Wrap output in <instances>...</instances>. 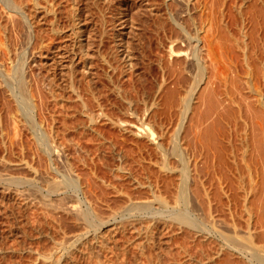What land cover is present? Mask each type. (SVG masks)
Here are the masks:
<instances>
[{
	"label": "bare ground",
	"instance_id": "obj_1",
	"mask_svg": "<svg viewBox=\"0 0 264 264\" xmlns=\"http://www.w3.org/2000/svg\"><path fill=\"white\" fill-rule=\"evenodd\" d=\"M114 1L0 0V135L4 142V146L2 144L1 146L9 154L6 157V152L0 158V165L3 167V171L0 170V194L4 195L3 199H6L5 195H12L11 192L15 193L14 197L21 199V203L23 201L21 206L16 203L19 208L23 205L32 206V208L38 206L33 208L35 211L38 209V212L34 211L35 219L37 220L36 217L37 214H40V210L42 223L45 220V222L62 225L65 224V220L74 217L80 224L83 223L82 225L87 226L88 223L89 225L91 223L97 229L95 234L90 235L86 233L87 227L84 226L85 230L79 231L80 233L78 232L77 235L65 236L66 238L62 240L58 239L59 241L54 240L55 245L52 243V247H54L49 251L35 249L37 251L36 255L34 254V260L37 256L35 262L74 264L76 262V259L73 258L75 252L79 251L82 254L81 250L85 249L83 254L87 258L89 256L91 264L90 261L94 259L93 264H119L120 261L122 264H126L122 262L124 258L122 254L129 251L127 245L129 243H125L127 249L124 248L125 244L124 246L119 245L116 242L119 240L113 238L116 236L115 232H119L115 231L116 228L119 227L118 229L121 231L120 227L126 222V224H131V229L134 231L132 232L136 235L132 234V238L134 236L137 238L135 241L132 238L129 239L134 241L133 243L130 241V244H134L138 250L139 253L136 254L137 257L139 254V257L141 256V258L138 257L139 260L145 254L148 255L145 253L147 246L149 247L148 244L157 241L155 240L158 237L155 234L156 229H164L175 224L179 226V230L186 232L187 239L192 238L190 241L185 239L184 242H188V244L184 243L183 246L181 245L182 248L180 247L182 249L181 256L187 255L188 261L192 262L190 264H264V42L256 44L257 42L253 41L255 38L252 32L250 33L245 27L247 13L242 12L240 6L238 8L241 11H239L240 9L237 11L239 16L243 15L244 27L240 26V32L237 35L230 33L229 30V36H226L228 35L227 28L224 25L226 30L223 29L224 35L221 34L223 37L220 36V33L217 34L219 31L217 25L222 22L218 16L216 19L221 22L217 25L218 21L214 19L217 21L215 23L212 19L213 28H217V33L214 32L215 29L213 31L212 27L208 28L212 22L210 20H208L210 23L205 27V31L203 28L197 30L199 27H195L196 30L190 33L185 29L186 24L183 25L185 18H182V22H184L182 23L180 13L181 17L183 12L192 18L194 15H191V12L197 7V2L199 6L200 0L193 2L192 0H179L181 9L170 11L171 19L168 18L178 29L182 30L181 35L170 41L168 47V53L174 58H178L176 59L177 63L175 62V65H171L167 69L173 78L170 80L173 81L175 89L177 88V91L173 90L174 92L168 93L165 103L168 111L175 116L173 124L169 129H166L163 124L159 126L158 130L155 128L157 115L152 110H156L159 102L153 98V101L150 99L151 104H147V108L144 110L145 114H141L148 116L147 113L152 111L151 116L146 118L148 120L141 119L137 125L136 123L135 125L131 124V128H127L128 132L133 133L136 138H142L141 142H143V138L147 139L152 144L150 148L154 146V149L158 151L157 154H160L159 159L156 158L157 163L154 161L158 166V168L155 166L158 172H153L155 171L152 168L153 162L152 165H149L150 167L148 166L153 170L152 173L151 170H147L148 167L144 169V166H142L144 172L141 169V174H137L139 172L137 169L135 172L137 176L143 175V177L139 178L138 176L134 179L136 188H140V190L146 188L147 191H150L148 192L151 193V197H144V199L142 197V200L135 199L128 190L115 189L116 193L124 197L126 204L106 217L97 211L99 204L95 207V203L105 201L102 200V196L105 194L101 196V193H104L102 184L98 185L100 183L95 182L94 177L91 179L90 176L75 171L68 160L67 143L58 140L59 130L57 131L54 124L55 121L57 122L56 119L54 121L56 116L52 112L49 113H52L54 117L53 115L46 116L48 111L45 109L48 108L49 104L47 103H50L51 100V103L55 102L52 105L58 106L59 110L65 109L68 102L66 98L71 101V98L77 100V96L80 97V88L78 89L80 86L76 84L79 77L77 73L81 72L79 74L89 80L86 87L88 92L90 91L88 87L93 86L90 85V80L96 74V70L93 71L94 66H97L94 61L99 60V63L105 62V64L111 62L112 59L107 55L108 53H103L102 45L96 44L98 43L97 39L96 43L95 40L90 43L89 40L92 38L90 35L95 32H91L92 29L89 28L91 32L89 34L90 32H87L85 28L88 20L91 22L87 18L90 17L91 11L85 12L84 10L85 16L82 11L84 7H89L88 10L92 8L93 11V7L112 4ZM140 1L145 5L147 11L156 13L153 2ZM174 1L176 0H165V3L168 6L170 2ZM259 2L264 7V0H259ZM63 3H67L66 10H64ZM117 3L115 4L116 9L121 11L120 17L116 20L119 26L117 35L115 34L116 38L118 37L115 46L118 47L120 54L117 57L122 59L121 62L125 63L127 68L133 70L135 62L130 49L129 38L132 35L130 36L129 32H132L134 27L136 29L134 26L136 23L134 22L132 25L135 20H132L133 17L130 16L133 15L132 13L127 14L131 8H127L125 0H119ZM170 4L169 8L173 3ZM177 4H179L178 0ZM193 4H196L195 7L193 6L194 9H192ZM208 4L211 3L208 2ZM176 5L175 8H177ZM211 5L209 6L211 7ZM99 7L96 8L97 11L94 9L95 14L96 12L101 14L102 8L100 11ZM138 7L139 5H137ZM146 8L144 9L146 10ZM138 10L140 11L139 8ZM104 11L103 13H105ZM108 11L113 12L110 9ZM218 11L220 12V10ZM94 12L91 13V20H93ZM258 13H260L258 16L264 14V12ZM218 14L221 16V12ZM187 15H183V17L190 18ZM62 16L69 19V23L65 24V27L61 24V20H65ZM105 17L104 19L97 18L104 21ZM254 20L255 18L252 17V24H255L256 20ZM103 21L100 22L101 26L105 22ZM202 21L206 22L207 20L202 19ZM221 24L220 29L222 30L224 26L221 27ZM221 37L224 43L221 41ZM224 37L226 41H224ZM101 41L99 40V43ZM93 42L97 45L96 47L92 44ZM114 57L116 60L117 57ZM8 62L14 64V70L10 69L13 72L9 70L12 65L9 66ZM170 74L169 76H171ZM162 87L161 85L158 88L161 90ZM90 92H92V88ZM90 92L88 93L91 94ZM69 93L76 95L75 98L71 94L72 97L65 95ZM91 95H94L93 92ZM79 102L85 109L83 112H85L90 125L95 124L96 116L87 110L88 100H79ZM129 107H133L130 106V102ZM117 124L119 128L125 130L129 123L126 124V127L123 123L122 125L121 123ZM24 131H28L32 136L30 143L24 142ZM156 131L158 132L156 133ZM16 147L21 149L19 150L23 156L18 157L19 159L14 163L13 159L11 160V155L13 157L15 154ZM74 148L80 150V146L77 144H74ZM26 153H29L30 157L27 156L28 154L25 155ZM154 153L156 156V151ZM120 155L121 158L123 155ZM60 159L64 161L60 163ZM140 163L141 165L146 164L140 161L138 162L139 167H141ZM57 164H61V167ZM127 164L129 165V163ZM123 167L125 168V165L120 170ZM20 168L27 171L28 177L13 175L12 171H9L12 169L21 170ZM132 170L134 171L131 169L130 173ZM148 171L152 176L155 173L160 182L163 181L164 175L165 177L167 175V178L171 177L167 179L168 182L166 178L164 179L166 184L164 182L161 184L155 177L152 179V176L147 174ZM159 171L164 175L161 173L159 176ZM132 173L134 174V172ZM131 178H134V175L130 177V180L134 182ZM160 178L162 179L160 180ZM42 182H48L50 185L44 187ZM159 184L165 185L162 186L164 188H161ZM99 189L102 192H99ZM10 197L9 200H14ZM75 199H79L80 204H77L79 201L74 202ZM13 203L15 204V201ZM39 220L37 222L41 223ZM118 222L123 224L119 226ZM104 226L109 227L106 228L107 230L112 229L108 230L112 232V236L100 232L99 229ZM139 238H143V241H139ZM125 239L129 240L128 237ZM28 247L23 248L26 251ZM11 249L0 248V255L13 251V248ZM21 251H24L22 247ZM190 251L194 254H190ZM195 253L197 255L199 253V257ZM110 254L115 260L108 258L111 257ZM82 255L81 258L84 256ZM103 255H106L104 260L101 259ZM86 257L84 258L86 259ZM144 257L148 261L147 264H178L177 262H179L175 259L165 261L162 258L147 259L149 255ZM78 259L80 258H77V262ZM87 260L83 259L85 263ZM146 260L143 258V262ZM81 261L76 263L79 264ZM138 261L134 264H138ZM84 262L83 264H85Z\"/></svg>",
	"mask_w": 264,
	"mask_h": 264
},
{
	"label": "rangeland",
	"instance_id": "obj_2",
	"mask_svg": "<svg viewBox=\"0 0 264 264\" xmlns=\"http://www.w3.org/2000/svg\"><path fill=\"white\" fill-rule=\"evenodd\" d=\"M116 3L119 0H115ZM114 1V2H115ZM133 1V2H132ZM148 2L151 1L153 2V6L155 8L156 12L155 14L152 12H150L149 10L147 11V8L145 7L144 4L141 3L140 0H125L126 4H127V8L130 9V11L128 10L129 13H127L128 15H130V13H132L133 15H130L132 18V20L134 19L135 21H133L132 25H134V22L136 23L134 26H136V29L134 27V30L132 32H129L130 34V49L131 52L133 53L134 56V68L135 69H129L126 67L125 63L123 64L122 59L117 56H120L119 54V50L118 47H116L115 43H116V33H117V28H118V18L120 17V12L117 8V6L115 5L116 3L112 2V4L108 3V4H104L103 6L107 5H112L109 7H106L105 11L104 8L101 4V6L99 7V10L102 8V11L100 12L101 14H98L99 12H94V9L97 11L98 7H93V11L92 8L88 10V8H83L82 13L84 12H90L94 15H92V19L91 20V13L90 17H87L88 19H90L91 22H89L86 25V30L87 32H90V29H92L91 32H95L93 35H90L91 41L95 40L96 43V39L97 45H102V51L103 53H108L107 55H109L111 57V62L109 61V64L105 62H98L99 60H95L94 64L97 65L96 67L94 66V70L96 72V74H94L92 76V81L90 80V85L92 87H88L91 91L92 88V92L95 95H91L92 92H90L91 94H89L86 91V87L88 86L87 81H89L88 79H85L81 76V72L77 73L78 74V80L76 81V84L80 87H78L79 91V95L80 97L77 96V100H74L73 98H71L72 100L70 101V99L68 100L66 98V101H68L66 103V107L65 109L59 110V107L56 105H52L55 104L54 103H47L49 105L47 109H45V111H48L47 115H55L56 117H54V121L55 119L57 120V122L55 121L54 124L56 125V129L57 131L59 130V134H58V140L61 142H65L67 143V147L68 148V152L67 154L69 155L68 160L70 161V163L72 164V166L75 168V171L77 173H82V174H86L88 176H90L91 179H93L92 177H94V181L96 179L95 182H99L101 185L102 184V190L104 191V193L99 189V192L101 191V196L102 200L104 199V202L99 201L98 203H95V207L98 206L99 214H103L105 215L104 217H106L107 215L111 214V212H115L116 210H118L120 207L124 206L126 204V201L124 199V197H122L120 194L116 193L117 189H124V190H128L129 192H131L134 196L135 199H141L143 197H151V193H149L147 191L146 188H142L140 190V188H136V181L134 180L137 176V174H141L140 169L142 170V166H144V169L147 168L149 165H152V168L155 169V171H153L152 169H150L149 167L147 168V170H151L150 172H158L157 168L158 166H156L155 162L156 158L159 159V155L157 154L158 151L156 149H154V146L152 145L147 139L143 138V142H141L142 138L139 139L136 138V136H134V134L128 132L129 129L127 128H131L130 125L136 123V125L139 123V121H141V119H144L145 121L148 120L146 118H148V116H151L150 114H152L153 112H155V114L157 115V120H156V129H159V126L161 124H163L166 129H169L170 126L173 124V120L175 118L174 114L170 111H168V107L165 105L166 103V97L168 95V93L170 92H174L173 90L177 91L175 89V85L173 84V78L172 75L170 74V71H168V67L170 68L171 65H175L177 63L176 59L178 58H174L173 56H171L168 51V47L170 46L169 43H171L170 41H172L173 39H175L176 37L181 35V31L180 29H178L175 24L172 22V20H170V11H175V9H181V3L178 0L179 4H177V0L172 2L173 5H171V8H169V4L168 6L165 3V0H147ZM173 1V0H172ZM191 1V0H190ZM195 0H192V2ZM198 1V0H197ZM204 0H200L199 2V6H198V2L196 4H193L192 7L194 5H196L197 7L194 9V7L192 9H194L191 12V15L193 14L194 16H192V18L189 16V14H185L182 12L183 15H187L190 18H186V16L181 17V13H180V18H181V22H182V18H185L182 22L184 23L183 25L186 24L185 29L190 33L194 32V30H196L197 27H199V29L197 28V30H202V28L204 29V31L206 30L205 27H207V24H209L210 21L211 25H208L209 27H212L213 31L215 28L214 24H213V20L217 18L222 20L218 21V19L214 20V22L216 23V25L221 22V27L222 30L220 29V24L217 25L219 27L218 33H217V28L215 29L217 34L220 33V36L223 37L224 35V30H226L227 34L226 36H229V30L230 33L237 35L238 32H240V26H242L241 28L244 27V22L245 20H242V17L239 16L238 11L240 8L242 9V12L244 11V13H247V21L245 22L246 26L249 30V32L253 34V37L255 38V40H253L256 44H261L262 41L264 42V14L258 16V12H264V7H262L263 5H261V2H259V0H206L204 2H202ZM216 1V3H215ZM60 2V1H59ZM141 4H140V3ZM155 2V4H154ZM208 2H210L211 4H208ZM213 2V3H212ZM114 3V4H113ZM204 3V4H202ZM215 3V5H214ZM64 4V3H63ZM67 4V3H66ZM66 4H64L63 6H65V9L63 7L64 10H66L67 6ZM152 4V3H151ZM177 4V5H176ZM192 4V3H191ZM207 4V5H205ZM129 5V6H128ZM135 5V6H134ZM137 5H139V9L137 8ZM143 8H142V6ZM166 5V7H165ZM175 5L177 8H175ZM211 5V7L209 6ZM218 5V6H217ZM116 6V7H115ZM215 6V9H214ZM240 6V8H238ZM113 7V8H112ZM114 7H115V11H114ZM135 7V8H132ZM141 7V8H140ZM170 9H168V8ZM174 7V10H173ZM180 7V8H178ZM191 7V6H190ZM220 7V8H219ZM97 8V9H96ZM108 8V9H107ZM120 8V7H119ZM137 8V10H136ZM146 8V10L144 9ZM167 8V9H166ZM217 8V9H216ZM238 8V9H237ZM113 10V12L111 13L108 10ZM133 9V10H132ZM172 9V10H171ZM191 9V8H190ZM241 9L239 11H241ZM258 9V10H256ZM98 10V11H99ZM117 10V11H116ZM158 10V11H157ZM169 10V11H168ZM177 10V11H178ZM197 10V11H196ZM218 10H220L221 12V16L218 14L220 13ZM262 10V11H261ZM103 11L105 13H103ZM107 11V12H106ZM143 11V12H142ZM218 11V12H217ZM66 12V11H65ZM84 12V13H85ZM135 12V14H134ZM140 12V13H138ZM181 12V11H178ZM195 12V13H194ZM83 13V15L85 16V14ZM117 13V14H115ZM151 13V14H150ZM169 13V14H168ZM257 13V14H256ZM106 14V15H103ZM224 14V15H223ZM65 15V14H64ZM101 15V16H100ZM114 15V16H113ZM118 15V17H117ZM144 15V16H143ZM160 15V16H159ZM169 15V16H167ZM241 15V14H240ZM106 16V17H105ZM159 16V17H158ZM224 16V18H223ZM64 17V16H62ZM83 17V16H82ZM97 17H102V19H104L105 17V22ZM170 19H169V18ZM221 17V18H220ZM254 17L255 18V25L254 23H251V18ZM65 20H61V24L64 25L65 24L68 25L69 23V19H66V17H64ZM61 18V19H64ZM115 20H114V19ZM138 18V19H137ZM169 19V20H168ZM203 20H207L206 22L202 21ZM213 19V20H212ZM224 19V20H223ZM86 20V19H84ZM67 23H65V22ZM94 21V22H93ZM102 23V21L104 22V24H102L103 26L100 25V22ZM115 21V22H114ZM224 21V23H223ZM244 21V22H243ZM197 22V23H195ZM203 22V23H202ZM257 22V23H256ZM204 24L202 26V24ZM197 24V25H196ZM213 24V26H212ZM91 25V27H90ZM94 25V26H93ZM196 25V26H195ZM193 26V27H192ZM202 26V27H201ZM67 27V26H66ZM196 27V28H195ZM201 27V29H200ZM207 28V29H208ZM106 31V32H104ZM129 31V30H128ZM222 31V33H221ZM91 32L89 34H91ZM135 32V33H134ZM225 32V33H226ZM103 33H105L103 35ZM133 33V34H132ZM96 34V35H95ZM102 34V35H101ZM116 34V35H115ZM128 34V35H129ZM216 34V35H217ZM223 34V35H221ZM88 35V34H87ZM89 36V35H88ZM95 39H93L94 37ZM102 36V37H101ZM203 36V35H202ZM219 36V37H220ZM225 36V37H226ZM222 37H221V41H222ZM224 37V41H226V38ZM101 38V39H100ZM103 38V39H102ZM60 40V39H59ZM99 40L101 41V43H99ZM58 41V40H57ZM59 42V41H58ZM223 42V41H222ZM60 43V42H59ZM224 43V42H223ZM94 44V42L92 43ZM180 44V43H179ZM95 45V44H94ZM95 45V47L97 46ZM178 45V44H177ZM181 45V44H180ZM132 47V48H131ZM134 49V50H133ZM134 52H133V51ZM114 53V54H113ZM117 55H116V54ZM169 54V55H168ZM113 55V56H112ZM116 56V60L114 59ZM119 59V60H118ZM97 61V62H96ZM176 62V63H175ZM104 63V64H103ZM7 64V63H6ZM9 66H11L12 64H10V62H8ZM7 64V66H8ZM14 65V64H13ZM13 65L11 66L10 69L14 70ZM8 66V67H9ZM7 67V68H8ZM10 70V71H12ZM164 71V72H163ZM13 72V71H12ZM169 74L171 76H169ZM166 79V80H164ZM171 79V80H170ZM171 81V82H170ZM163 83V84H162ZM163 86L162 89L160 90L158 87ZM94 89V91H93ZM161 92H159V91ZM169 91V92H168ZM180 90L178 89V92ZM64 93H68V92H64ZM71 93L69 94H65L66 96L70 97ZM83 97H82V96ZM91 95V96H90ZM75 96L76 95H72ZM71 96V97H72ZM157 96V97H156ZM155 98L157 100V102H159V106H157L156 110H152L151 112H149V114L147 113L148 116L144 115L142 116L141 114H145L146 110L145 108H147V104L150 103L151 104V100L153 101ZM151 99V100H150ZM79 100H83V101H87L88 100V105H87V110L96 116V120H95V124L90 125L89 120L86 118L85 116V112H83V110L85 111V109L83 108L82 104L80 105L81 102H79ZM129 102H130V106H133L132 108L129 107ZM86 103V102H85ZM146 103V104H145ZM51 104V106H50ZM133 104V105H132ZM149 104V105H150ZM146 105V107H145ZM148 105V106H149ZM56 106V107H53ZM50 108V111H49ZM134 108V109H133ZM133 109V110H132ZM132 110V111H129ZM135 114H133L134 112ZM52 112V113H49ZM133 112V113H131ZM140 112V113H139ZM144 112V113H143ZM137 113V114H136ZM139 114V115H138ZM136 117V119L134 120V118ZM139 116V117H138ZM142 116V118H140ZM51 117V116H50ZM145 117V118H144ZM150 118V117H149ZM138 121V122H137ZM133 122V123H131ZM117 123H122L125 125V127L127 126L126 124H128V126L125 128L124 126H122L123 128H125V130H123L121 127L119 128V126H117ZM54 125V126H55ZM120 125V124H119ZM154 128V129H155ZM155 129V130H156ZM158 131H156L157 133ZM31 138L32 136H30L28 131H24L23 133V140L24 142L30 143L31 142ZM139 139V141H138ZM1 144L3 145V138L0 135V158L3 156V154L5 155V153L7 152L5 150V148L3 146H1ZM74 144H77L78 146H80V150H75L74 148ZM149 144V145H148ZM3 147V148H2ZM20 148L16 147L15 148V154H13V157L11 155V160L13 159L14 163H16L15 161H17V159H19L20 157L23 156L22 152H20L19 150ZM4 150V151H3ZM156 151V155L155 156V152ZM4 152V153H3ZM8 152L6 153V157H7ZM20 154V156H19ZM28 154V155H27ZM120 154H122V157L120 158L119 156H121ZM17 155V156H16ZM25 155L29 156V153H26ZM9 156V154H8ZM26 156V157H27ZM127 156V157H126ZM19 157V158H18ZM124 158H126V160H124ZM128 158V159H127ZM121 159V160H120ZM126 162H124V161ZM136 160V161H135ZM64 160L60 159L59 162L62 163ZM142 162V163H146V164H139L141 167L138 166V162ZM155 161V162H154ZM124 162V164H123ZM134 162V164H133ZM137 164H136V163ZM153 162V163H152ZM58 163V162H57ZM122 163V165H121ZM126 163H129V165ZM57 165H61V164H57ZM125 165V168L123 167L124 171L120 170L122 168V166ZM131 165V168H130ZM128 166V167H126ZM146 166V167H145ZM155 166L157 168H155ZM1 167V171H3V167L2 165H0ZM61 167V166H60ZM119 167V169H118ZM133 167V168H132ZM17 168V167H16ZM128 168V169H126ZM19 169V167L17 168ZM21 170H16V169H12L9 170L10 172L12 171L13 175H21V176H27L28 177V173L27 171H25L24 169L20 168ZM118 169V171H117ZM134 169V171L132 170L130 173V170ZM139 170V172L136 171ZM157 169V170H156ZM14 170V171H13ZM129 170V171H128ZM122 172L120 174V172ZM129 174H128V172ZM134 172V174L132 173ZM135 172H137V174H135ZM142 172H144L142 170ZM148 171V175L151 177L152 175H150V173ZM10 173V174H12ZM155 173L153 174L154 176H152L151 178L154 179L153 177H155V179H157L159 181V178L156 177L157 175H155ZM162 172L159 171V176ZM127 174V175H126ZM132 176H129V175ZM144 174V173H142ZM163 174V173H162ZM125 175V176H124ZM134 182H132L130 180V177ZM136 175V176H135ZM164 175V174H163ZM129 176V179H128ZM143 177V175H140V177ZM169 176V175H168ZM53 177V176H52ZM162 177V176H161ZM164 179L166 178V180L171 177L169 176L167 178V175L165 177V175L163 176ZM143 179V178H142ZM162 178H160L161 180ZM164 179H162L163 181H159V183L163 184L162 182L165 183ZM144 181V180H142ZM168 182V180H167ZM166 182V183H167ZM165 183V184H166ZM42 185L44 187L49 186L50 184L44 183L42 182ZM160 185V184H159ZM161 188H164L162 186L165 185H160ZM115 187V188H114ZM117 187V188H116ZM116 189V190H115ZM146 189V191H144ZM141 192H140V191ZM13 197H10L12 195H5L6 199H8L9 197L11 199L14 200H6L3 199L2 194H0V248L3 249H11L13 248V251L16 249V251H10L5 255H0V264H36L34 257H35V253L37 252L36 250L41 249V251H49L50 249H52V243L53 245H55V241H59L58 239L62 240L63 238H66L67 236L72 237V235L74 236V234L77 235V233L80 231L83 232V230H85V228H89L87 231L86 228V233H89L90 235L95 234L94 232L97 231V229L93 226V224L89 223L86 225H82L80 224V222H78V220H76L74 217L73 218H68L67 221L65 220V224H56V223H52V222H44L42 223L40 218V210H39V215L37 214V220H39L40 218V222H37V220L35 219V212L37 211L33 210L32 206H24L20 207L22 209L19 208V206H21L22 203L20 202L21 199H16L15 193L11 192ZM17 197V195H16ZM5 198V197H4ZM3 199V200H2ZM146 199V198H145ZM17 200V201H16ZM20 204H19V202ZM77 199L74 200V202H78L79 199L76 201ZM101 200V198H100ZM142 200V199H141ZM15 201V205L13 202ZM80 204V201L77 203ZM26 207V208H25ZM29 207V208H28ZM38 207V206H37ZM35 207V208H37ZM23 208H25L23 210ZM31 208V209H30ZM34 208V209H35ZM97 208V209H98ZM40 209V208H39ZM115 210V211H114ZM35 211V212H34ZM39 216V217H38ZM42 217V215H41ZM37 222V223H36ZM145 222V221H144ZM67 223V224H66ZM120 223V224H119ZM125 225L121 226L120 229L122 228V230L120 231L118 228H116L115 231H119V232H115L116 236H113L114 239H118L119 241L116 240V242H118L119 245L124 246V244L127 242L130 244V241L133 239L135 241V239H137L135 236V233H133V229H131V224H126V222H124ZM147 223V222H145ZM40 224V225H39ZM119 226L121 224H123L122 222H118ZM117 224V225H118ZM92 225V226H91ZM85 226V228H84ZM125 226V227H124ZM91 227V228H90ZM93 227V228H92ZM101 228V227H100ZM106 228L109 227H102L100 230V232L102 234H106L107 236H112V232L108 231ZM92 229H94L92 231ZM96 229V230H95ZM103 229V230H102ZM157 230V232H156ZM154 231V233L156 234V236H158L155 240V242L148 244L149 247L147 246L146 248V252L148 255H144L147 256V259H154L157 260L159 258H162L164 261L168 260V259H175L179 262H177L178 264H190L192 262L188 261L187 259V255L181 256V248L184 245V243L187 245L188 242H184V240H188L190 241L192 238L189 237L187 239V234L185 231L179 230V226L178 225H170L167 228L164 229H156ZM159 230V231H158ZM133 231V232H132ZM79 232V233H80ZM109 232V233H107ZM88 234V235H89ZM109 234V235H108ZM132 234H134L133 238H132ZM114 235V233H113ZM66 236V237H65ZM126 237L132 238V239H125ZM55 240V241H54ZM127 240V241H126ZM139 241H143V238H139ZM53 241V242H52ZM129 241V242H128ZM133 241V242H134ZM137 241V240H136ZM132 242V241H131ZM132 242V243H133ZM121 243V244H120ZM126 243V244H127ZM131 243V244H132ZM161 243V244H160ZM182 243V244H181ZM124 248L128 247L126 246ZM129 251H127V253L122 254L124 256L123 260H122V255L120 256L122 262L126 263V264H134L137 263V261L139 260V258H141V256L137 257V254L139 253L138 250L136 249L135 245H134V249H133V245H129ZM182 245V246H181ZM28 247L25 248L23 247ZM21 247L22 250L21 251ZM85 247V246H84ZM83 247V248H84ZM131 247V249H130ZM181 247V248H180ZM20 248V250H19ZM40 248V249H39ZM82 248V247H80ZM162 248V249H161ZM164 248V249H163ZM28 249V251H27ZM36 249V250H35ZM126 249V250H127ZM12 250V249H11ZM31 250V251H30ZM125 250V251H126ZM137 250V252H136ZM193 250V249H192ZM191 250V251H192ZM82 254L85 251V249H82ZM189 252L190 254L192 252ZM195 251V250H193ZM32 252V253H31ZM137 253V254H136ZM35 254V255H34ZM78 254V255H77ZM80 254V255H79ZM81 252L77 251L75 252V256H73L74 259H76L75 261L77 262V258L78 262L81 261V263L79 264H83V262L85 260L86 263L85 264H91L89 263V256L88 258L86 257L85 254L82 255ZM125 254H127L125 256ZM194 254V252L192 253ZM196 254V253H195ZM81 255L83 256V258H81ZM197 255V254H196ZM80 256V257H79ZM109 256V255H108ZM111 257L108 258H112L113 255L110 254ZM142 257V259H140L138 264H147V260L146 257ZM199 257V253L197 255ZM76 257V258H75ZM86 257V259L84 258ZM105 257V258H104ZM103 258L106 259V255L103 257L101 256V259ZM114 258V257H113ZM112 260H115L113 259ZM136 258V259H135ZM138 258V259H137ZM143 258L146 260V262H143ZM84 259V261H83ZM179 259V260H178ZM111 260V259H110ZM126 260V261H125ZM135 260V261H134ZM137 260V261H136ZM120 261V260H119ZM186 261V262H185ZM34 262V263H32ZM74 264H77V263ZM90 262H95L94 260H91ZM189 262V263H188ZM119 264H122L121 261L118 262ZM37 264H41L38 263ZM73 264V263H71Z\"/></svg>",
	"mask_w": 264,
	"mask_h": 264
}]
</instances>
